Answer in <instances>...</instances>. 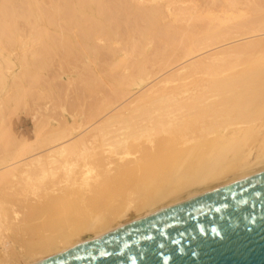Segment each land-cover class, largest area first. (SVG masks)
Returning a JSON list of instances; mask_svg holds the SVG:
<instances>
[{
    "label": "bare ground",
    "instance_id": "bare-ground-1",
    "mask_svg": "<svg viewBox=\"0 0 264 264\" xmlns=\"http://www.w3.org/2000/svg\"><path fill=\"white\" fill-rule=\"evenodd\" d=\"M262 173L264 0H0V264Z\"/></svg>",
    "mask_w": 264,
    "mask_h": 264
},
{
    "label": "water",
    "instance_id": "water-1",
    "mask_svg": "<svg viewBox=\"0 0 264 264\" xmlns=\"http://www.w3.org/2000/svg\"><path fill=\"white\" fill-rule=\"evenodd\" d=\"M40 264H264V173L109 231Z\"/></svg>",
    "mask_w": 264,
    "mask_h": 264
},
{
    "label": "rangeland",
    "instance_id": "rangeland-1",
    "mask_svg": "<svg viewBox=\"0 0 264 264\" xmlns=\"http://www.w3.org/2000/svg\"><path fill=\"white\" fill-rule=\"evenodd\" d=\"M108 6V8L114 6L113 4L109 3V2H106V4ZM112 5V6H111ZM64 74V75H63ZM61 74V77H60V80L58 82L60 83H65V81L67 80V74L66 73H63ZM63 75V76H62ZM49 76H52L51 73H46V75H41L39 76V78L37 79V82H40V80H47L49 78ZM38 85V84H37ZM63 91L61 90V95H63L62 93ZM79 92H85L83 90H79ZM67 100L69 101H74V97L69 93L68 96L65 97ZM89 95H87V92L86 93H79L77 94V100L78 103L83 107V105H87L88 101H89ZM75 103V101H74ZM69 105H70V102H69ZM63 114V116H62ZM58 115H61L62 117V120L63 121H66L65 123H72L73 120H77L78 121V117H72V115L69 113V112H62L61 114H59L58 112ZM48 124L53 127V126H56V122L55 120L53 119H50L48 121ZM30 121L27 117H20V118H17V119H11L10 120V129L12 131V133L17 136V137H20V136H23L27 141H30L32 139V135H31V126H30Z\"/></svg>",
    "mask_w": 264,
    "mask_h": 264
}]
</instances>
